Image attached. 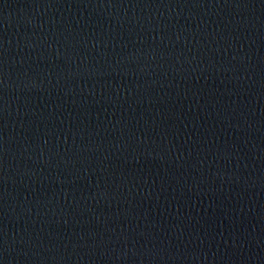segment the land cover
I'll list each match as a JSON object with an SVG mask.
<instances>
[{
  "label": "water",
  "instance_id": "obj_1",
  "mask_svg": "<svg viewBox=\"0 0 264 264\" xmlns=\"http://www.w3.org/2000/svg\"><path fill=\"white\" fill-rule=\"evenodd\" d=\"M0 264H264V0H0Z\"/></svg>",
  "mask_w": 264,
  "mask_h": 264
}]
</instances>
